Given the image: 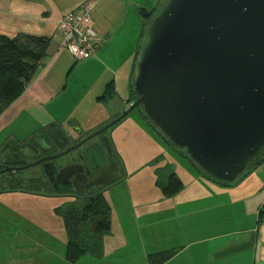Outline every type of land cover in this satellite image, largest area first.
<instances>
[{"label":"crops","instance_id":"0c3cea01","mask_svg":"<svg viewBox=\"0 0 264 264\" xmlns=\"http://www.w3.org/2000/svg\"><path fill=\"white\" fill-rule=\"evenodd\" d=\"M84 1L0 0V34L12 37L24 32L50 39L42 66L23 93L0 115V132L32 110L40 114L70 89L69 75L78 61L61 49L58 22ZM163 3L164 0H96L92 11L94 27L106 42L85 59L89 79L75 83L74 91L78 93H74L71 104L51 111L55 120L43 127L44 122L37 124L41 125L38 130L66 120L86 130L115 117L128 99L134 60L143 43L139 10L154 9ZM111 87L113 94L104 97L107 90L112 91ZM88 94L94 107L107 104V114L99 110L98 120L92 121V112L87 114L83 109L81 118L76 117L79 104L82 103L81 108L86 106ZM113 101L119 103L111 105ZM114 134L115 131L112 137L117 142ZM175 159L172 162L176 170L172 173L184 185L177 194L166 195L162 188L166 183L153 185L128 178L120 180L127 192L125 197L119 195L111 204L105 196L111 207V232L102 239L101 253H87L75 262L66 258L64 210L55 214L61 217L65 238L58 234L57 243L41 251L31 235H18V240L23 238L15 244V253L19 250L20 256L7 264H150V253L171 250L175 253L163 264H264V161L237 183L227 186L205 177L190 163L184 169ZM68 206L65 205L66 210ZM38 215L42 214L31 217ZM57 245L61 248H53Z\"/></svg>","mask_w":264,"mask_h":264},{"label":"water","instance_id":"95a60500","mask_svg":"<svg viewBox=\"0 0 264 264\" xmlns=\"http://www.w3.org/2000/svg\"><path fill=\"white\" fill-rule=\"evenodd\" d=\"M129 91L137 99L94 134L104 147L113 132H103L139 106L202 173L237 181L264 159V0H167L145 31ZM125 175L110 155L86 187Z\"/></svg>","mask_w":264,"mask_h":264},{"label":"rangeland","instance_id":"374dc122","mask_svg":"<svg viewBox=\"0 0 264 264\" xmlns=\"http://www.w3.org/2000/svg\"><path fill=\"white\" fill-rule=\"evenodd\" d=\"M85 63V60H78L76 69L69 75L72 78L70 89L65 95H61L60 98L56 99L53 105L44 108L40 114L37 110H32L31 113L22 115L16 121L14 119L10 122V126L0 132V145L13 137L14 139H11L13 141L25 140L34 134L38 128L50 124L48 122L55 120V117L50 116V112L53 110H63L69 106L72 102L71 98L75 97V94L78 93V91H74L76 88L75 83H80L88 78ZM123 94L125 95V93ZM91 95L93 96V93ZM118 103V101H113L111 105H117ZM76 106H78V103H76ZM79 106L76 110V113L80 111L79 114H76L78 119L81 118L83 110L87 114H89L88 112H92V121L98 120L97 112L99 110L104 115L108 112L107 104L99 103L97 107H94V101L91 96L87 100L86 106L81 108L82 103ZM140 110L141 108L139 107L121 123L110 128V133L115 131L114 136H117L119 149L123 151L121 158L127 176L122 180L131 178L137 182H145L146 184L152 183L156 185L157 182L165 184L168 176L176 170L172 160L178 158L179 163L182 164L184 169L188 167L189 162L182 156L184 150L172 146L157 128L142 119ZM42 122H44L42 126H37V124H42ZM66 123H71V121L66 120ZM256 166L258 164H250L247 167V172L253 170ZM193 168L196 169L194 166ZM30 171L31 169H25L18 172V174L27 176ZM120 183L112 185L105 192V196L111 204L115 202L119 195L125 197L127 194L123 188V184ZM34 191L38 190L35 189ZM72 202L80 206L83 203V199H77ZM68 203L63 198H52L39 194L34 196L18 192L0 194V264L15 261L20 256L19 250L15 253V244L17 242L20 243V240L26 237L27 234L32 236V242L41 246V251H43V248L49 249L50 244L57 243L58 234L65 238V233L61 230V217L55 213L66 210L65 205ZM33 214L42 215H38L41 218L31 217ZM28 228L35 230L30 232ZM18 235H21L23 238L18 240ZM56 247L61 248L58 245L53 246V248ZM38 251H40V248H38Z\"/></svg>","mask_w":264,"mask_h":264},{"label":"flooded vegetation","instance_id":"af4514ba","mask_svg":"<svg viewBox=\"0 0 264 264\" xmlns=\"http://www.w3.org/2000/svg\"><path fill=\"white\" fill-rule=\"evenodd\" d=\"M126 99V104L121 107L115 117L97 127L85 130L73 123H53L25 140L10 139L2 143L0 171L5 170L7 166H27L25 169H31V171L27 176L18 174L23 170L0 173V194L8 192L39 194L63 198L69 203L96 194L105 196L106 190L120 180L104 189H97L95 186L86 187V184L92 181L90 176L95 171L109 163L110 155L113 161L122 163L120 149L111 136V148L108 149L101 143L99 135L94 134L117 119L122 111L137 98L129 92ZM138 108L139 106L127 116ZM109 132L110 128L103 133ZM108 151H111V154ZM74 183L82 191H78ZM35 189L38 191H34Z\"/></svg>","mask_w":264,"mask_h":264},{"label":"trees","instance_id":"16d2710c","mask_svg":"<svg viewBox=\"0 0 264 264\" xmlns=\"http://www.w3.org/2000/svg\"><path fill=\"white\" fill-rule=\"evenodd\" d=\"M166 1L162 4L163 6ZM162 5L160 4V6L154 9L142 8L139 10V15L143 22V40L148 25L162 9ZM49 43L50 39L48 37L24 32H20L12 37L0 34V115L23 93L26 86L42 66ZM111 88L112 91L107 90L104 97L113 94V87ZM141 117L151 125L142 112ZM182 154L194 166L186 158L185 153L183 152ZM120 160L122 161L121 157ZM263 161L264 159L259 164ZM196 170L205 177L227 186L237 183L249 172L246 170L237 181L228 184L217 181L211 176L202 173L198 168ZM183 186L181 179L175 173H172L168 177L166 186H162V188L166 195L173 196L181 191ZM68 205L69 208L64 211L63 215L67 234L66 258L70 262H75L87 253H101L102 239L111 232V207L105 196L103 194H96L83 199V203L80 206L75 205L73 202L68 203ZM174 253L175 251L173 250L150 253L149 262L150 264H163Z\"/></svg>","mask_w":264,"mask_h":264},{"label":"built area","instance_id":"2783aa9c","mask_svg":"<svg viewBox=\"0 0 264 264\" xmlns=\"http://www.w3.org/2000/svg\"><path fill=\"white\" fill-rule=\"evenodd\" d=\"M96 0H85L78 8L66 12L58 22L62 34L61 49L76 61L93 56L106 42L94 27L92 11Z\"/></svg>","mask_w":264,"mask_h":264}]
</instances>
